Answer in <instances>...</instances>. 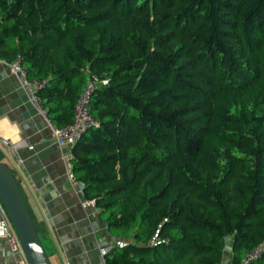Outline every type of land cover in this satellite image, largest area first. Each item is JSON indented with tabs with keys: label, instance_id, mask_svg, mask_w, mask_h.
<instances>
[{
	"label": "trees",
	"instance_id": "obj_1",
	"mask_svg": "<svg viewBox=\"0 0 264 264\" xmlns=\"http://www.w3.org/2000/svg\"><path fill=\"white\" fill-rule=\"evenodd\" d=\"M17 55L57 125L88 69L107 80L71 158L124 240L105 264H220L226 237L236 263L264 239V0H0V59Z\"/></svg>",
	"mask_w": 264,
	"mask_h": 264
},
{
	"label": "crops",
	"instance_id": "obj_2",
	"mask_svg": "<svg viewBox=\"0 0 264 264\" xmlns=\"http://www.w3.org/2000/svg\"><path fill=\"white\" fill-rule=\"evenodd\" d=\"M28 139L31 147L19 143ZM0 161L18 180L35 229L52 264H105L99 247L114 242L96 205L82 206V185L69 178L68 146L59 147L45 118L20 87L8 63L0 59ZM11 143H18L12 148ZM21 159L20 163L16 158ZM123 240V239H121ZM124 241V240H123ZM226 260H223V259ZM227 246L220 264L231 263ZM0 264H16L0 237Z\"/></svg>",
	"mask_w": 264,
	"mask_h": 264
},
{
	"label": "built area",
	"instance_id": "obj_3",
	"mask_svg": "<svg viewBox=\"0 0 264 264\" xmlns=\"http://www.w3.org/2000/svg\"><path fill=\"white\" fill-rule=\"evenodd\" d=\"M11 71L17 78V81L21 88H23L29 99L35 105L36 110L47 121V125L51 132V137L59 147L68 146V151L65 153V157L69 160L73 157L72 146L80 137L82 132L91 124L94 123V119L89 111L90 95L95 86L99 83H105L106 78H101L95 71L88 69L86 72L87 78L83 84L76 101L73 106L72 120L64 125H57L50 121L46 115V108L43 107L36 95V90L40 86L44 85L45 79L29 78L27 76V70L25 65L20 63V56L17 55L15 59L7 62ZM19 143L28 145L31 144L28 139L24 138ZM9 145L4 139H0V147ZM18 143H11L12 148H16ZM16 162L20 163L21 159L16 158ZM69 178H74L72 171L69 173ZM82 206L95 205L94 198H84L81 202ZM0 237H2L9 248V253L15 257L16 264H30L27 256L21 246L17 232L13 226V223L5 209L4 204L0 199ZM124 241L117 239L112 243L105 244L99 247V254L105 260V255L110 251L113 246L123 245ZM264 251V239L256 243L251 249H249L242 258L232 264H249L254 258L259 256Z\"/></svg>",
	"mask_w": 264,
	"mask_h": 264
},
{
	"label": "water",
	"instance_id": "obj_4",
	"mask_svg": "<svg viewBox=\"0 0 264 264\" xmlns=\"http://www.w3.org/2000/svg\"><path fill=\"white\" fill-rule=\"evenodd\" d=\"M0 199L13 223L29 263L52 264L35 229L18 180L2 161H0Z\"/></svg>",
	"mask_w": 264,
	"mask_h": 264
},
{
	"label": "rangeland",
	"instance_id": "obj_5",
	"mask_svg": "<svg viewBox=\"0 0 264 264\" xmlns=\"http://www.w3.org/2000/svg\"><path fill=\"white\" fill-rule=\"evenodd\" d=\"M115 22V20H113V23ZM119 24H121L119 22ZM238 107L239 108H242L243 105L241 104H238ZM231 153H234V154H237L238 151L240 154H243L242 151H240L236 146L232 145L231 146ZM238 150V151H237ZM228 153L226 151H221L220 155H219V166L217 167V169L214 171L216 174H221L225 171H228L230 166L232 165V161L229 160L228 158ZM169 176V175H168ZM163 179H164V176L162 175L161 176ZM181 175H180V172L178 171V169H176L175 173L172 175V179L173 180H177L178 183L182 184L181 182ZM229 245V237H226L225 238V245H224V249L222 251V254L224 253L225 249H227V246ZM223 259V255H222V258L221 260ZM223 260H226L225 258ZM221 263V262H220Z\"/></svg>",
	"mask_w": 264,
	"mask_h": 264
}]
</instances>
